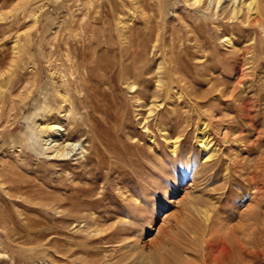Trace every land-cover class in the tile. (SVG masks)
<instances>
[{"label": "rangeland", "instance_id": "obj_1", "mask_svg": "<svg viewBox=\"0 0 264 264\" xmlns=\"http://www.w3.org/2000/svg\"><path fill=\"white\" fill-rule=\"evenodd\" d=\"M242 1L0 0V264H264V0Z\"/></svg>", "mask_w": 264, "mask_h": 264}, {"label": "bare ground", "instance_id": "obj_2", "mask_svg": "<svg viewBox=\"0 0 264 264\" xmlns=\"http://www.w3.org/2000/svg\"><path fill=\"white\" fill-rule=\"evenodd\" d=\"M203 1L205 0H193L194 3L200 5L201 3H203ZM208 2V5L210 6H215L216 9L220 6L221 4V1L222 0H206ZM231 1V0H230ZM206 2V3H207ZM232 5H235L233 7V10L232 12L234 13L235 11H237V5L239 7V0H232ZM240 4H242V6L245 7V9L249 10L251 12V14L253 13V11L255 12L256 10L258 11L259 10V0H243ZM244 10V9H243ZM242 10V11H243ZM248 11V12H249ZM241 12V11H240ZM238 13V12H237ZM247 13V12H246ZM256 13V12H255ZM250 14V13H249ZM250 14V15H251ZM254 15V14H253ZM261 15V14H260ZM259 15V16H260ZM263 15H264V9H263ZM239 17V16H238ZM263 17V16H261ZM260 18V17H259ZM257 19V18H256ZM261 19V18H260ZM255 20V18H254ZM256 22V20H255ZM84 47V46H83ZM85 63V62H84ZM159 70L160 69V66L158 65L157 67ZM160 71V70H159ZM167 85V84H166ZM130 87H132V85H129ZM162 86H163V76H162V73L160 72V75L158 76V78L156 79V88L155 90L152 92V97L153 98H156L158 97L159 95L162 94V92L164 94H167L168 90L167 89H163L162 90ZM129 87V88H130ZM146 105V103L144 104ZM148 105V104H147ZM156 104L154 103V101L152 100L151 101V106H155ZM151 106L149 109H151ZM149 111V110H148ZM151 112V111H150ZM165 123H163V121H158V126L162 125V126H165L164 125ZM199 127V126H198ZM42 128H46V129H50V130H53V129H56L58 130L56 133H55V137L59 138V139H64L65 140V133H64V129H61L60 126L58 125H54V124H46L45 126H43ZM163 130H166L164 128H162ZM44 132V131H43ZM196 144H198V146L200 147V151H201V158L203 159L206 154L209 152V150H214L213 149V146L211 145V140L209 139V136L207 135V131L205 130V127H199L196 129ZM173 135H174V132H168V134L165 136L166 137V140L167 139H170L172 140L173 138ZM152 137V136H150ZM51 138V137H50ZM48 141V140H47ZM46 141V142H47ZM50 142L48 143V146L54 142V145L53 146H50L49 149H52V154L53 156H64L65 153H66V148L67 147H70V148H73L76 144L75 143H70V142H65V143H62L60 146H59V143H56V139H50L49 140ZM168 148L170 149V152L172 155H175L179 150H180V146H179V140H176V138H174V140L172 141H169L168 143ZM55 145H58V146H55ZM51 151V150H50ZM194 210L196 212H198V210L196 208H194ZM194 213V212H193ZM202 213V212H201ZM191 215V214H190ZM245 252V251H244ZM171 253V251H170ZM256 254H258V252H255ZM166 255V254H165ZM165 255L163 254H157L156 256H152L150 254H144V253H141L140 255V261L138 262V264H176L174 263L171 259H168L167 258L169 257H165ZM171 255V254H170ZM119 258V257H118ZM219 258V257H218ZM233 258V257H232ZM243 258V257H242ZM171 260V261H170ZM129 264H133V260H129ZM220 261V260H219ZM234 261V260H233ZM124 262V261H123ZM122 263V262H121ZM230 263V262H229ZM219 264V263H217ZM221 264V263H220Z\"/></svg>", "mask_w": 264, "mask_h": 264}]
</instances>
